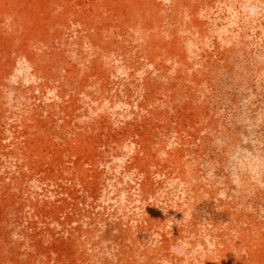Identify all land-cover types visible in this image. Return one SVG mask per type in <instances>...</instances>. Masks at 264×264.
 <instances>
[{"label": "rangeland", "instance_id": "374dc122", "mask_svg": "<svg viewBox=\"0 0 264 264\" xmlns=\"http://www.w3.org/2000/svg\"><path fill=\"white\" fill-rule=\"evenodd\" d=\"M0 264H264V0H0Z\"/></svg>", "mask_w": 264, "mask_h": 264}]
</instances>
